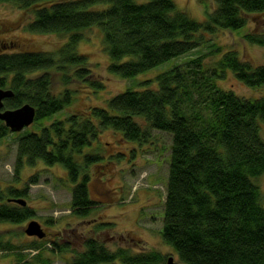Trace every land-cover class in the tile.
<instances>
[{
  "label": "trees",
  "instance_id": "16d2710c",
  "mask_svg": "<svg viewBox=\"0 0 264 264\" xmlns=\"http://www.w3.org/2000/svg\"><path fill=\"white\" fill-rule=\"evenodd\" d=\"M212 1L213 11H206L201 22L178 9L174 0H0L33 11L27 30L66 37L55 51L23 50L14 48V40L0 41V88L14 92L4 107L30 103L36 108L34 122H39L72 104V81H84L95 91L103 89L104 83L92 78L88 55L77 51L84 31L92 26L102 32L110 59L108 72L134 79L198 48L204 32L238 30L251 15L264 12V0ZM99 4L107 7L94 8ZM245 37L264 45V33ZM229 70L249 87L264 86V66L241 61L235 50L224 53L213 68L204 65L203 56L189 59L139 81L105 104L65 119L54 118L40 131L21 135L16 172L38 161L61 165L74 184L72 212L83 217L95 203L89 188L90 165L103 159L97 151L84 152V148L101 131L112 129L139 144L150 141L153 130L169 133L164 242L185 264H264V95L251 99L219 86ZM57 74L63 85L58 92ZM9 133L0 119V139ZM37 181L35 175L21 188L0 184V224L9 225L0 229V251H13L14 264H53L40 252L46 241L34 239L26 247L14 241L18 235L14 224L33 220L35 210L13 199L27 197L28 184ZM53 244L58 252L71 250ZM28 249L37 252L29 257L24 252ZM73 254L69 264H165L167 258L154 250L136 254L125 247L109 250L94 238Z\"/></svg>",
  "mask_w": 264,
  "mask_h": 264
},
{
  "label": "rangeland",
  "instance_id": "374dc122",
  "mask_svg": "<svg viewBox=\"0 0 264 264\" xmlns=\"http://www.w3.org/2000/svg\"><path fill=\"white\" fill-rule=\"evenodd\" d=\"M174 2L178 9L185 10L201 22L206 20V11H213L214 4L212 0ZM105 7L102 4L94 6L96 9ZM33 16L32 10L0 2V41L14 40L17 43L14 48L43 51H55L65 43V36L27 30V24ZM250 32L264 33V12L251 15L247 25L241 29L204 32L200 46L193 51L172 58L134 79H124L108 72L110 59L103 46L102 32L99 27L92 26L84 31L77 51L88 55L92 78L102 81L104 88L95 91L84 81H72L69 88L73 91L74 100L54 118L65 119L70 114L105 104L117 93L138 86L139 81L152 79L177 64L199 56H203L207 68H213L224 53L235 50L241 61L255 67L264 66V45L248 41L245 36ZM58 79L57 74L54 76L55 91H60L63 86ZM218 84L246 98L264 95V86L249 87L238 80L231 70ZM54 118L35 121L23 130L0 139V184L3 188L11 185L21 188L27 185L30 177L37 175L38 181L28 184V196L24 199L35 210L33 219L40 222L46 232L43 239L28 236L25 228L29 220H26L14 224V233L18 234L14 241L25 247L34 239L46 241L40 252L50 257L53 264H69L73 251H83L89 238L98 240L109 250L125 247L135 254L154 250L180 261L175 250L161 236L172 136L153 130L150 141L139 144L125 140L112 129L101 131L98 139L84 148V152L97 151L103 158L89 168L90 195L95 203L88 215L78 217L71 208V189L74 184L61 165L48 166L38 161L35 166H24L19 173L15 169L19 137L29 131H40L42 126L56 120ZM261 134L264 138V124ZM8 227V224H0V229ZM53 242L67 245L71 250L58 252ZM52 248L55 251H51ZM24 252L30 257L37 250L28 249ZM16 258L13 251H0V264H14Z\"/></svg>",
  "mask_w": 264,
  "mask_h": 264
},
{
  "label": "water",
  "instance_id": "95a60500",
  "mask_svg": "<svg viewBox=\"0 0 264 264\" xmlns=\"http://www.w3.org/2000/svg\"><path fill=\"white\" fill-rule=\"evenodd\" d=\"M14 95L11 89L0 88V119L12 132H19L31 125L36 117V108L30 103H25L17 108H5L4 101ZM15 202L26 205L23 198L13 199ZM25 232L30 236L43 238L46 235L41 223L37 220H30L25 228ZM165 264H185L175 261L173 256H169Z\"/></svg>",
  "mask_w": 264,
  "mask_h": 264
}]
</instances>
